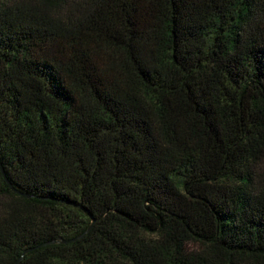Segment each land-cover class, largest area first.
Listing matches in <instances>:
<instances>
[{
    "label": "trees",
    "instance_id": "trees-1",
    "mask_svg": "<svg viewBox=\"0 0 264 264\" xmlns=\"http://www.w3.org/2000/svg\"><path fill=\"white\" fill-rule=\"evenodd\" d=\"M28 248L264 264V0H0V264Z\"/></svg>",
    "mask_w": 264,
    "mask_h": 264
},
{
    "label": "water",
    "instance_id": "water-1",
    "mask_svg": "<svg viewBox=\"0 0 264 264\" xmlns=\"http://www.w3.org/2000/svg\"><path fill=\"white\" fill-rule=\"evenodd\" d=\"M94 222H95V219L92 220L91 225L88 227V229H87L85 232H87V231L93 226ZM71 240H74V239H69V240L59 239V240H54V241H52V242H57V241H60V242H69V241H71ZM30 250H31L30 248L25 249V250L22 252L21 256L17 259L16 264H20V261H21V259L23 258V256H24L28 251H30Z\"/></svg>",
    "mask_w": 264,
    "mask_h": 264
}]
</instances>
